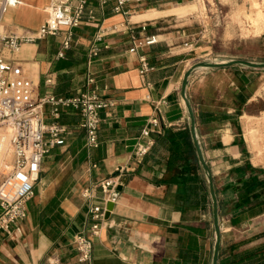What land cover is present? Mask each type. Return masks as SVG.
I'll return each mask as SVG.
<instances>
[{"label":"crops","instance_id":"0c3cea01","mask_svg":"<svg viewBox=\"0 0 264 264\" xmlns=\"http://www.w3.org/2000/svg\"><path fill=\"white\" fill-rule=\"evenodd\" d=\"M201 1L134 0L116 12V0H88L64 56H59L64 31L23 42L17 52L0 46V55L21 64L34 80L38 96L48 90L50 75L54 91L63 95L84 89L87 76L94 75L101 94L114 102L101 112L97 147L87 146L80 115L63 112L60 121L70 133L44 157L27 202L28 216L0 230V264H84L78 261L74 238L88 231L89 208L103 200L99 189L93 198L83 191L120 169L113 209L93 240L91 264L212 263L216 234L210 196L199 205L185 201V190L175 182L182 168L169 166L168 152L141 161L135 156L139 141L154 144L160 134L189 128L181 84L193 63L264 62V52L259 57L247 53L264 48V31L239 36L232 21H220L222 14L210 0H203L208 4L203 16ZM49 2L1 0V30L35 32L48 17ZM224 3L229 11L238 4ZM220 23L224 26L218 31ZM100 33L99 55L88 63ZM150 35L154 43H140ZM143 58L151 66L146 72L141 71ZM186 92L218 197V264H233L234 252L264 243V68L199 67ZM154 116L159 125L150 122ZM145 127L151 128L149 136L142 135Z\"/></svg>","mask_w":264,"mask_h":264},{"label":"built area","instance_id":"2783aa9c","mask_svg":"<svg viewBox=\"0 0 264 264\" xmlns=\"http://www.w3.org/2000/svg\"><path fill=\"white\" fill-rule=\"evenodd\" d=\"M130 1L134 0H116L115 11H125V5ZM87 2L50 0L47 6L48 17L35 32L17 35L3 32L0 28V46L17 52L23 42H33L64 31L66 37L59 52L60 57L64 56L73 39L72 29L82 22ZM102 37V33L96 35L88 52V63L99 55ZM155 41V36L150 35L145 36L140 43L151 44ZM149 69L151 66L143 58L141 71ZM46 84L48 90L38 96L34 80L26 75L22 65L0 55V156L8 154L11 158L10 172L0 183V230L8 231L12 223L28 216L27 202L34 194V185L39 179L44 157L52 147L64 144L70 133L68 125L60 121L63 112L73 110L80 115L79 125L86 131L87 146L97 147L101 112L114 104L113 100L101 94L94 75H88L86 87L72 95L57 94L54 91L53 75L46 78ZM47 119L50 121L47 122ZM150 122L159 125L160 119L154 116ZM150 132L151 128L145 127L142 135L149 136ZM152 144V139L138 142L135 156L139 161ZM121 172L122 169L83 191L84 197L93 198L95 190L99 189L103 201L89 208L88 231L75 235V249L81 263L91 264L93 240L106 224L107 204L116 196ZM12 182L15 183L12 193H5V188Z\"/></svg>","mask_w":264,"mask_h":264},{"label":"trees","instance_id":"16d2710c","mask_svg":"<svg viewBox=\"0 0 264 264\" xmlns=\"http://www.w3.org/2000/svg\"><path fill=\"white\" fill-rule=\"evenodd\" d=\"M163 152H168L167 161L170 167L178 165L182 168L181 172L176 174L175 182L185 190V201L192 205L203 204L210 195L189 128L158 135L144 159L162 156ZM199 171L203 173L202 180ZM232 263L264 264V243L234 252Z\"/></svg>","mask_w":264,"mask_h":264},{"label":"water","instance_id":"95a60500","mask_svg":"<svg viewBox=\"0 0 264 264\" xmlns=\"http://www.w3.org/2000/svg\"><path fill=\"white\" fill-rule=\"evenodd\" d=\"M244 65L248 67H255V68H264V62H256L247 59H233L226 62H213V61H206V60H199L193 63L184 73L182 84H181V94L185 100L186 107L189 114V129L193 141V145L196 150V154L199 160V163L202 167L203 173L207 179V185L209 190V195L212 203V214H213V223L215 229V243L213 249V256H212V263L211 264H218L219 263V255H220V246H221V225H220V218H219V204H218V197L215 189L213 173L211 167L205 157L203 148L199 141L197 130H196V119L193 106L187 96V85L189 83V77L192 72L199 68V67H225L231 65ZM113 202H109L107 204V212L106 217H109L110 211L113 209Z\"/></svg>","mask_w":264,"mask_h":264},{"label":"rangeland","instance_id":"374dc122","mask_svg":"<svg viewBox=\"0 0 264 264\" xmlns=\"http://www.w3.org/2000/svg\"><path fill=\"white\" fill-rule=\"evenodd\" d=\"M225 1L226 0H210L212 6L222 14L220 21L223 22V20L225 19L226 23L228 22V24H230L232 21L234 27H236L239 32V36L247 37L258 35L264 31V0H237L238 4L236 6V9H233L232 11L227 10L228 8L224 3ZM201 2L204 12L203 16H205L208 4L205 5L203 3V0ZM206 20L208 21V24L210 23L212 25V23L210 22V18L206 17ZM222 26H224V23H220V25L218 26V31L222 29ZM240 46L242 47V45ZM263 52L264 48L260 46V50L256 51V49L253 47L250 48L247 53L249 55L259 57L263 54ZM46 121L49 122L50 120L47 119ZM4 159V161H0V183L10 172V168L8 165L11 164V158L7 154Z\"/></svg>","mask_w":264,"mask_h":264},{"label":"bare ground","instance_id":"6f19581e","mask_svg":"<svg viewBox=\"0 0 264 264\" xmlns=\"http://www.w3.org/2000/svg\"><path fill=\"white\" fill-rule=\"evenodd\" d=\"M5 157H4V154L2 155V156H0V161H4L5 159H4ZM9 166V168L11 167V164L10 165H8ZM14 182H12L11 184H9L6 188H5V190H4V192L5 193H7V194H11L12 193V188L14 187Z\"/></svg>","mask_w":264,"mask_h":264}]
</instances>
